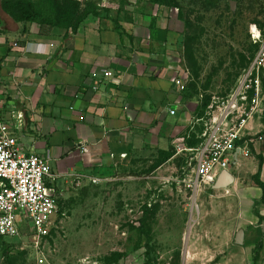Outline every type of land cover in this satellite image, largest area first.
<instances>
[{"label":"crops","instance_id":"1","mask_svg":"<svg viewBox=\"0 0 264 264\" xmlns=\"http://www.w3.org/2000/svg\"><path fill=\"white\" fill-rule=\"evenodd\" d=\"M95 5L97 15L88 16L75 33L17 24L0 9V110L17 129L22 151L48 159L56 191L117 166L151 163L159 151L184 142L196 121L198 103L187 101L174 85L183 68L172 10L149 0H96ZM104 72L112 77L103 78ZM262 106L263 113L246 126L253 137L248 155L238 156L226 170L232 183L189 196L190 221L199 224L209 199L211 236L232 241L250 259L260 243L257 264H264L263 190L255 182L257 177L264 186ZM175 158L179 170L182 158L174 153L156 171ZM206 192L208 198H201ZM240 230L243 242L237 246Z\"/></svg>","mask_w":264,"mask_h":264},{"label":"rangeland","instance_id":"2","mask_svg":"<svg viewBox=\"0 0 264 264\" xmlns=\"http://www.w3.org/2000/svg\"><path fill=\"white\" fill-rule=\"evenodd\" d=\"M174 1L178 8L171 12L177 23L180 63L186 72L184 98L200 105L207 97L224 96L253 54V27L264 32V0ZM178 14L185 25L178 21ZM186 44L193 64L186 61ZM188 156L179 155L182 159ZM177 161L171 160L161 172L151 170L156 159L135 167L117 166L99 184L75 181L59 188L61 215L57 230L43 244L42 264H107L105 259L114 253L123 258L113 264H145L147 239L140 232L142 221L149 235L151 264H253V254L250 259L249 252L246 257V250L237 249L232 241L211 236L214 217L209 199L199 224L190 221V195L179 192L175 182ZM26 244L24 238L7 244L6 251L0 244V264H39ZM187 246L191 249L185 258Z\"/></svg>","mask_w":264,"mask_h":264},{"label":"built area","instance_id":"3","mask_svg":"<svg viewBox=\"0 0 264 264\" xmlns=\"http://www.w3.org/2000/svg\"><path fill=\"white\" fill-rule=\"evenodd\" d=\"M253 29L250 38L258 46L253 59L224 96L211 98L203 118L196 119L191 128L194 131L196 126L202 127L201 134L197 135L201 143L188 148L184 139L175 146V155H189L175 182L190 197L213 187L220 172L228 170L238 156L249 153L247 146L253 137L246 126L254 116L263 113L264 102V35L256 26ZM185 73L182 69L174 80L179 92L186 90ZM92 77L97 78L98 74ZM102 77L111 78L112 73L104 72ZM19 126L20 122L15 127ZM16 131L0 110V239L14 244L26 238L37 262L42 264L43 244L57 230L61 215L54 185L56 177L51 173L48 159L22 151ZM82 153L86 154L87 148H82ZM105 175L97 172L86 179L88 183L99 184Z\"/></svg>","mask_w":264,"mask_h":264},{"label":"trees","instance_id":"4","mask_svg":"<svg viewBox=\"0 0 264 264\" xmlns=\"http://www.w3.org/2000/svg\"><path fill=\"white\" fill-rule=\"evenodd\" d=\"M122 3L126 0H120ZM153 5L159 7H166L169 9H177L178 5L174 0H149ZM0 9L6 15H8L15 23L21 24H37L40 28H62L65 30H70L71 33H75L80 25L88 16L97 15V6L94 3L86 2L81 4L76 0H0ZM178 21L186 24L181 16L178 14ZM25 32V29L23 30ZM264 35V32L262 33ZM258 46H253V54L246 61L244 69L249 65L253 59ZM184 55L188 64H193V54L189 47V44L185 45ZM185 60V59H184ZM262 87L264 90V79L262 78ZM210 98L207 97L202 100L200 105L196 108L195 118L201 119L204 116L206 107L208 106ZM202 127L200 125L196 126L194 131L190 132L189 138L185 140V145L188 148H194L201 143V139L197 138L198 134H201ZM175 150L171 149L168 152H158V157L156 162L151 166V170H156L171 157H173ZM184 160L182 159L183 164ZM255 182L263 190L262 201H264V186L255 178ZM145 214L148 213L147 209H144ZM145 216V215H144ZM140 232L147 239L146 241V251H145V264H151L150 250L148 247L149 235L143 230V221L141 222ZM1 246L5 249L8 248L6 242L0 239ZM261 251V244L258 243L255 246L252 261L253 264L259 262V253ZM123 258V254L114 253L109 258L105 259L107 264L116 263L118 260Z\"/></svg>","mask_w":264,"mask_h":264},{"label":"water","instance_id":"5","mask_svg":"<svg viewBox=\"0 0 264 264\" xmlns=\"http://www.w3.org/2000/svg\"><path fill=\"white\" fill-rule=\"evenodd\" d=\"M230 7H231V9H234V3L233 2L230 3ZM231 183H232V176L227 171H224L220 175L219 179L215 182L213 188L215 190L224 189V188L228 187ZM260 231L264 235V226L260 227ZM242 242H243V231L240 230L235 235L234 243H235V245L240 246V245H242Z\"/></svg>","mask_w":264,"mask_h":264},{"label":"snow or ice","instance_id":"6","mask_svg":"<svg viewBox=\"0 0 264 264\" xmlns=\"http://www.w3.org/2000/svg\"><path fill=\"white\" fill-rule=\"evenodd\" d=\"M255 31V29H253Z\"/></svg>","mask_w":264,"mask_h":264}]
</instances>
